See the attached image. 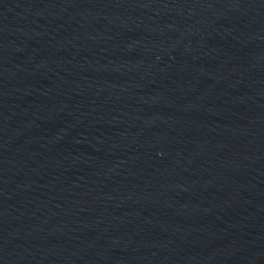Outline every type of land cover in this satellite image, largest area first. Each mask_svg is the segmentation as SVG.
<instances>
[{
    "label": "water",
    "instance_id": "water-1",
    "mask_svg": "<svg viewBox=\"0 0 264 264\" xmlns=\"http://www.w3.org/2000/svg\"><path fill=\"white\" fill-rule=\"evenodd\" d=\"M0 264H264V0H0Z\"/></svg>",
    "mask_w": 264,
    "mask_h": 264
}]
</instances>
